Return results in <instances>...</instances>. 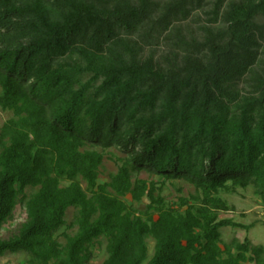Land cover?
<instances>
[{"label": "trees", "instance_id": "trees-1", "mask_svg": "<svg viewBox=\"0 0 264 264\" xmlns=\"http://www.w3.org/2000/svg\"><path fill=\"white\" fill-rule=\"evenodd\" d=\"M0 108V257L264 264L220 220L222 193L264 205V0H0ZM172 181L195 192L168 204Z\"/></svg>", "mask_w": 264, "mask_h": 264}, {"label": "rangeland", "instance_id": "rangeland-1", "mask_svg": "<svg viewBox=\"0 0 264 264\" xmlns=\"http://www.w3.org/2000/svg\"><path fill=\"white\" fill-rule=\"evenodd\" d=\"M13 116L12 112H5L0 108V131L2 126ZM111 152L117 156L122 157V154L118 151L111 150ZM121 163L114 159H111L110 155L107 154L104 164L101 168L100 183L108 182L110 175L118 171ZM140 179H146L150 181H161L157 175H150L147 172H142L138 175ZM84 187H86L84 185ZM195 192V188L185 181H172L168 182L165 190L164 197L168 204L178 203L180 197H190ZM221 197L228 202L230 206L235 207L234 212H222L220 214V220L233 219L237 223L244 225L255 224L256 226L251 231H245L238 228H224L222 229V239L225 243H230L234 239L244 241L248 238L253 245L264 246V205L260 198L255 195L254 190L249 188L247 190L240 189L237 194L222 193ZM130 202V199H127ZM149 201L145 199L141 203H134L136 208L144 210ZM74 209H70L67 215V221L71 222L74 215ZM27 214L24 208L19 205L16 208L13 218L5 225L3 233L11 229L19 222L25 220ZM73 231H71L72 233ZM60 240L63 241L61 236ZM151 250L153 249V242L150 241ZM94 258L90 264H104L107 258L106 242L101 240L94 248ZM0 264H28V257L22 254H9L4 257H0ZM251 264V263H247Z\"/></svg>", "mask_w": 264, "mask_h": 264}]
</instances>
